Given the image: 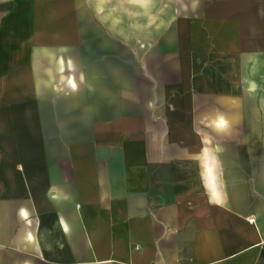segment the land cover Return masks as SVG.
<instances>
[{
  "label": "crops",
  "instance_id": "obj_1",
  "mask_svg": "<svg viewBox=\"0 0 264 264\" xmlns=\"http://www.w3.org/2000/svg\"><path fill=\"white\" fill-rule=\"evenodd\" d=\"M171 2L0 0V264H264V0Z\"/></svg>",
  "mask_w": 264,
  "mask_h": 264
},
{
  "label": "rangeland",
  "instance_id": "obj_2",
  "mask_svg": "<svg viewBox=\"0 0 264 264\" xmlns=\"http://www.w3.org/2000/svg\"><path fill=\"white\" fill-rule=\"evenodd\" d=\"M171 1L172 0H146L148 10H146L147 13H144L142 6L140 7L143 3L139 0H104V4L101 6L100 11L108 14L112 20H116L113 24L115 27L130 30L132 47H149L156 31L166 26V20L171 17L173 18L176 13L175 8L172 7ZM124 19L128 22H120ZM259 79L262 81L261 83L264 84V70L259 72ZM263 91L264 88H260V94ZM262 111H264V104L260 103V112ZM260 125L264 126L263 119L260 120ZM241 186L244 193L246 192L247 194L251 190H255L256 192L260 190L264 191V184L260 186L261 189L258 191L252 189L249 183H243ZM260 197H264L263 192L260 194Z\"/></svg>",
  "mask_w": 264,
  "mask_h": 264
}]
</instances>
